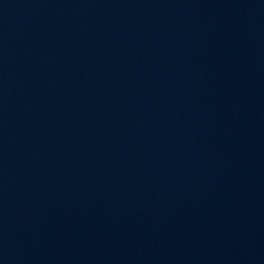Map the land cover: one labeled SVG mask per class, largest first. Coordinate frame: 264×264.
<instances>
[{"label":"water","instance_id":"obj_1","mask_svg":"<svg viewBox=\"0 0 264 264\" xmlns=\"http://www.w3.org/2000/svg\"><path fill=\"white\" fill-rule=\"evenodd\" d=\"M0 264H264V102L0 0Z\"/></svg>","mask_w":264,"mask_h":264}]
</instances>
